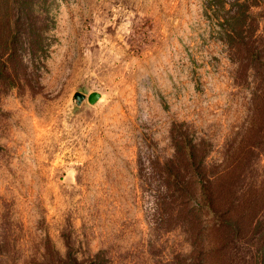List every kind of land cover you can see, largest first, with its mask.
I'll return each instance as SVG.
<instances>
[{"label":"rangeland","instance_id":"obj_1","mask_svg":"<svg viewBox=\"0 0 264 264\" xmlns=\"http://www.w3.org/2000/svg\"><path fill=\"white\" fill-rule=\"evenodd\" d=\"M234 9L264 40V0H0V264H195L160 196L187 144L219 169L249 132Z\"/></svg>","mask_w":264,"mask_h":264},{"label":"trees","instance_id":"obj_2","mask_svg":"<svg viewBox=\"0 0 264 264\" xmlns=\"http://www.w3.org/2000/svg\"><path fill=\"white\" fill-rule=\"evenodd\" d=\"M247 16L244 9H234L226 17L225 30L233 53L242 63L247 60L253 73L249 132L238 152L219 169H207L202 154L194 151L196 145L187 144L182 155L175 154L169 161L170 184L175 187L160 196L161 206L169 208V215L180 221L189 238L195 241L207 234L210 237L207 249L196 244L201 257L195 264L206 263L203 254L212 252L213 264H228L232 243L239 248L246 244L253 263L264 264V170L258 173V149L264 146V40L258 43L252 33L246 32L244 23L234 30L235 23ZM187 164L194 170L181 171Z\"/></svg>","mask_w":264,"mask_h":264},{"label":"water","instance_id":"obj_3","mask_svg":"<svg viewBox=\"0 0 264 264\" xmlns=\"http://www.w3.org/2000/svg\"><path fill=\"white\" fill-rule=\"evenodd\" d=\"M99 98V94L96 92L85 95L81 92H74L72 94L71 103L77 106L81 105L84 100H88L90 103H94Z\"/></svg>","mask_w":264,"mask_h":264}]
</instances>
